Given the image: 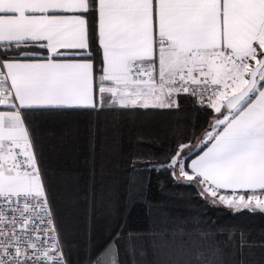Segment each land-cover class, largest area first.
Segmentation results:
<instances>
[{"label":"snow or ice","instance_id":"snow-or-ice-1","mask_svg":"<svg viewBox=\"0 0 264 264\" xmlns=\"http://www.w3.org/2000/svg\"><path fill=\"white\" fill-rule=\"evenodd\" d=\"M70 137L84 187L58 163ZM122 164L264 219V0H0V264H264V228L198 214L102 243L89 217L81 245L79 204Z\"/></svg>","mask_w":264,"mask_h":264},{"label":"trees","instance_id":"trees-1","mask_svg":"<svg viewBox=\"0 0 264 264\" xmlns=\"http://www.w3.org/2000/svg\"><path fill=\"white\" fill-rule=\"evenodd\" d=\"M157 120L158 122L153 125V131L159 133L161 138L171 135L172 127L183 123L181 117L157 118ZM52 127L60 131L65 127H72V122L52 121ZM134 131L135 129L132 128L126 135V145ZM86 157L87 149L84 142L70 137L58 162L68 173L78 176L81 187H84L89 180L88 168L85 164ZM137 167L143 168V165ZM133 177L136 185H144L143 193L135 187H130V180ZM105 183L110 187L112 194L105 197L103 202L98 200L94 206L83 201L79 204L80 234L77 239L81 245L87 242L89 217L94 226V239L99 243H102L108 232L117 225L131 229H145L153 217L165 213L198 214L216 226L251 229L253 235L264 228V219L259 215H250L247 211L234 212L226 208L207 206L197 197L194 188L184 185L174 186L167 174L163 172L147 170L133 172L126 164H122L105 178ZM189 204L194 206L191 211L187 207Z\"/></svg>","mask_w":264,"mask_h":264},{"label":"rangeland","instance_id":"rangeland-1","mask_svg":"<svg viewBox=\"0 0 264 264\" xmlns=\"http://www.w3.org/2000/svg\"><path fill=\"white\" fill-rule=\"evenodd\" d=\"M216 207L226 208V209H228V210H230V211H234L233 209H229L227 206H224V205H219V206H216Z\"/></svg>","mask_w":264,"mask_h":264},{"label":"crops","instance_id":"crops-1","mask_svg":"<svg viewBox=\"0 0 264 264\" xmlns=\"http://www.w3.org/2000/svg\"><path fill=\"white\" fill-rule=\"evenodd\" d=\"M230 209V208H229Z\"/></svg>","mask_w":264,"mask_h":264}]
</instances>
